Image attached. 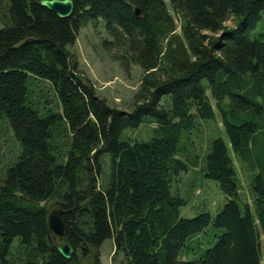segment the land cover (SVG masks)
Here are the masks:
<instances>
[{"label":"trees","instance_id":"trees-1","mask_svg":"<svg viewBox=\"0 0 264 264\" xmlns=\"http://www.w3.org/2000/svg\"><path fill=\"white\" fill-rule=\"evenodd\" d=\"M39 1L0 0V122L19 146L0 173V264H81L106 238L117 264H264V32L253 34L264 0H73L68 17ZM99 18L110 35L103 47L125 71L143 70L130 110L97 95L68 50ZM31 74L53 86L60 112L32 105ZM210 97L233 153L256 171L255 215L238 201L220 137L202 171L224 204L215 215L180 214L179 139L197 117L214 116ZM152 123L148 139L124 134ZM50 203L64 210L70 258L52 242Z\"/></svg>","mask_w":264,"mask_h":264},{"label":"rangeland","instance_id":"rangeland-1","mask_svg":"<svg viewBox=\"0 0 264 264\" xmlns=\"http://www.w3.org/2000/svg\"><path fill=\"white\" fill-rule=\"evenodd\" d=\"M166 1L168 2V0ZM3 10L1 7L0 18ZM175 22L177 25L180 23L177 16H175ZM225 24L231 26L233 20L229 18ZM253 30V34L264 32V10ZM176 31L180 32L179 25ZM207 33L211 34V32ZM105 38L109 39L110 35L106 31L103 20L99 18L94 22L88 21L78 30L76 38L68 46V50L77 66V72L84 79L91 81L97 95L104 98L110 106L130 110L134 95L140 86L143 70L138 64H133L129 72L125 71L111 55L113 50L103 47L102 40ZM28 86L30 89L29 98L33 106H37L41 110L48 108L52 111H61L55 90L47 80L31 74ZM210 100L213 103L214 116L212 118L197 117L194 126L190 130L183 131L179 139V155L187 167L173 181L172 189L186 200V203L180 207V214L182 217H193L198 211L206 210L215 215L224 204L226 197L219 183L205 177L202 171V165L212 140L220 137L226 143L237 171L238 201L241 205L248 203L255 215L254 196L250 187V180L256 171L242 163L233 153L220 112L211 97ZM154 127L155 124L153 123L143 124L134 130L125 129L124 134H127L129 139H148L153 135ZM65 141L66 139L63 142ZM18 148V143L10 126L5 121H1L0 173L3 168L16 159L19 153ZM62 148L64 151L65 146ZM47 205L48 211L59 206L51 203ZM64 239L57 237L55 242L60 243L65 241ZM215 240V237L209 235L211 243ZM261 252L263 258V236ZM113 253V241L111 238H106L98 248H93L90 257L81 259L80 262L81 264H94L93 255L98 254V264H117L113 260Z\"/></svg>","mask_w":264,"mask_h":264},{"label":"water","instance_id":"water-1","mask_svg":"<svg viewBox=\"0 0 264 264\" xmlns=\"http://www.w3.org/2000/svg\"><path fill=\"white\" fill-rule=\"evenodd\" d=\"M39 4L53 11L59 17L70 16L74 8L73 0H40ZM135 11L138 13L137 8ZM63 213L64 210L61 207L52 208L46 215V222L49 230L52 232V242L59 254L64 258H70L74 250L73 246L67 241L55 242L56 237L63 239L66 235L65 223L62 217Z\"/></svg>","mask_w":264,"mask_h":264},{"label":"bare ground","instance_id":"bare-ground-1","mask_svg":"<svg viewBox=\"0 0 264 264\" xmlns=\"http://www.w3.org/2000/svg\"><path fill=\"white\" fill-rule=\"evenodd\" d=\"M57 238V237H56Z\"/></svg>","mask_w":264,"mask_h":264}]
</instances>
